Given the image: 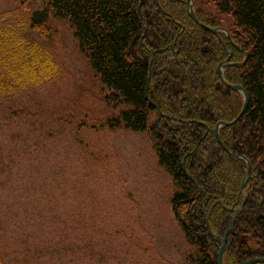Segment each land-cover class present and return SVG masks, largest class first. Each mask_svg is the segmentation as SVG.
Listing matches in <instances>:
<instances>
[{
  "label": "trees",
  "instance_id": "16d2710c",
  "mask_svg": "<svg viewBox=\"0 0 264 264\" xmlns=\"http://www.w3.org/2000/svg\"><path fill=\"white\" fill-rule=\"evenodd\" d=\"M32 1L39 8L28 14L29 6L21 2L20 11L28 17L24 35L34 33L37 41L48 43L50 23H65L96 78L106 111L96 129L106 124L111 132L149 138L155 165L168 182L164 205L182 240V264H217L219 246L206 221L222 238L244 194L246 203L237 216L224 264L264 258V0H193L199 24L189 17L183 0ZM228 17L230 40L248 58L241 67L224 69V78L242 86L249 103L236 124L220 129V138L227 150L250 163V178L242 193L247 166L222 150L215 128L237 118L243 96L222 84L216 69L229 52L231 63H241L245 56L226 34L215 35L204 28H223ZM2 41L12 48L6 91L16 82L22 90L41 87L54 76V64L43 47H25L24 37L12 32L0 35ZM32 106L28 101L18 102V109L16 103L7 108V123L12 129L14 123L19 126L18 134L11 132L9 154L18 151L32 156L38 167L42 147L48 145V151L65 141L66 152L75 158L74 196L57 205L48 197L51 188L41 189L26 197L19 206L22 211L3 221V191L9 188L0 185V228L5 224L4 232L0 231V264H54L53 257L62 251L67 259L60 264H104L105 258L112 257L114 218L110 212L90 210L85 201L87 193L90 205L101 206L91 202L89 195L97 190V170L96 164L85 168L81 149L85 143L80 141L85 118L80 128L72 129L70 115L42 119ZM62 125L67 131L55 136V129ZM24 127L27 131L22 132ZM45 203L63 207L64 212L33 214ZM121 228L129 239L138 236L128 222ZM142 255L151 254L143 250ZM146 257L137 263L145 264ZM149 264L156 263L149 260Z\"/></svg>",
  "mask_w": 264,
  "mask_h": 264
},
{
  "label": "rangeland",
  "instance_id": "374dc122",
  "mask_svg": "<svg viewBox=\"0 0 264 264\" xmlns=\"http://www.w3.org/2000/svg\"><path fill=\"white\" fill-rule=\"evenodd\" d=\"M21 2L25 0H0V35L16 33L19 37H24L25 47H43L45 56L50 57L54 64L55 73L41 87L22 90L16 82L6 91L5 87L10 80L8 68L11 67L12 48L6 47L10 43H0V185L9 188L8 191H3L2 200L6 204L2 209L3 221L9 220L8 215H13L16 210L22 211L19 206L26 197L40 193L41 189L50 187L52 194L48 197L55 199L57 205L74 196L72 182L75 176V158L70 152H66L65 141L48 151V145L42 147L38 158L42 164L38 167L32 156L18 151L9 154L11 132L18 134L19 126L14 123L12 129L7 123V108L16 103L18 109V102L24 105L29 101L33 105L30 109L35 108L42 119L51 117L50 119L58 120L61 116L70 115L73 120L72 129L74 126L80 128L78 125L85 118L86 125L80 139L85 143V147H81L85 151V168L96 164L97 170L94 176L97 190L91 191L89 195L91 202H98L101 206L90 205L87 193L85 201L90 210L110 212L114 218L110 225L115 233L110 239L114 242L112 257L105 258L104 264H138V258L146 257L142 255L143 250L150 252L151 255L146 258L156 264H182V240L167 216L168 209L164 205V187L168 182L155 165L149 138L147 135L130 134L122 130L111 132L105 128L106 124L102 125L104 128L96 129L97 122L106 114L105 101L101 98L102 103L99 98V88L95 87L97 80L79 53L72 31L65 23L53 20L49 26L48 43L37 41L34 33L24 35L23 30L28 21L26 14L37 10L39 6L32 0H27L25 3L29 6V11L24 14L20 11ZM230 24L231 19L228 17L222 24L223 29H228ZM25 131L27 127L22 129V132ZM65 131L67 130L62 125L55 129L54 134L56 136ZM40 198L45 197L42 194ZM246 198L247 195L244 194L240 208L238 207L241 211ZM238 208L234 210L235 213L230 218L231 225L229 223L230 227L226 229L227 231L232 227L228 234L230 240L234 237L232 232L239 216L236 212ZM50 212L57 215L64 210L63 207H53L47 203L33 210V214L48 215ZM126 222L135 228L138 233L136 238L126 237V232L121 228ZM1 225L0 231L4 232L5 224ZM228 244L227 238L224 255L228 252ZM218 246L220 248L219 244ZM65 259V251H62V255L53 257L54 264H60ZM148 259L144 260L145 264H149Z\"/></svg>",
  "mask_w": 264,
  "mask_h": 264
},
{
  "label": "water",
  "instance_id": "95a60500",
  "mask_svg": "<svg viewBox=\"0 0 264 264\" xmlns=\"http://www.w3.org/2000/svg\"><path fill=\"white\" fill-rule=\"evenodd\" d=\"M171 1H176V0H171ZM183 1L187 5V13H188L189 17L192 20H194V22L199 24L198 21H197V18L195 16V13H194L193 0H183ZM200 26L204 27L202 24H200ZM204 28L207 29L208 31L212 32L215 35H217L219 32H226L225 30H223L221 28H215V29H209V28H206V27H204ZM228 39L230 40L229 37H228ZM232 45L237 50L242 52L244 54L245 58H244L242 63H238V64H230L229 63V58H228L227 60H225L224 62H222V63H220L218 65V67H217V75H218L221 83L224 84L227 88L242 94V96H243V106H242V109H241V111H240V113H239V115L237 116L236 119H234L233 121L228 122V123L220 122V123H218L216 125L215 136H216V140H217L218 144L220 145V147L222 148V150L225 151L229 155V157L231 159L237 160L241 164L244 162L246 164V166H247L246 175H245V178L243 179L241 187H240V192L242 193L245 184L248 182V180L250 178V174H251L250 163L244 156L235 155V154L231 153L229 150H227L226 147L224 146L223 142L221 141V138H220V129L223 128V127H229V126H232V125L236 124L243 117V115L245 114V112L247 110V107H248V103H249V96H248V93L246 92V90L243 87L239 86V85H231V84H229L225 80L224 75H223V70L225 68H228L230 66L241 67V66H243L245 64V61L248 58V55L241 48L235 46L233 43H232ZM229 56H231V55L229 54ZM149 81H150V78H148V80H147L146 90H145L146 93L148 92ZM184 171L186 172L185 169H184ZM189 179L192 180L191 177H189ZM242 196H243V194H242ZM206 228L208 229V232H209L210 236L213 238V240H215L220 245L219 252L217 254V264H224V254L226 252V247H227V238H228L229 232L231 231V228L226 231V233L224 234L223 238H220L219 236H217L216 234H214L210 230L209 224H208L207 221H206ZM255 263H264V258L250 259V260L244 262L243 264H255Z\"/></svg>",
  "mask_w": 264,
  "mask_h": 264
},
{
  "label": "bare ground",
  "instance_id": "6f19581e",
  "mask_svg": "<svg viewBox=\"0 0 264 264\" xmlns=\"http://www.w3.org/2000/svg\"><path fill=\"white\" fill-rule=\"evenodd\" d=\"M194 13H195V12H194ZM218 28H221V27H218ZM214 29H215V28H214ZM221 29H223V28H221ZM223 30H225V29H223ZM225 31H226V32H219V33H224V34L227 35V37H229V35H228V33H227V30H225ZM229 38H230V37H229ZM230 42H231V40H230ZM231 43H232V42H231ZM233 44H234V43H233ZM239 48H240V47H239ZM229 54H230V52L228 53V57H227L225 60H227V59L229 58V63H230V64H238V63H231V62H230V60H231V56H229ZM230 55H231V54H230ZM225 60H224V61H225ZM224 61H223V62H224ZM242 62H243V61H242ZM242 62H241V63H242ZM221 63H222V62H221ZM217 67H218V66H217ZM225 69H226V68H225ZM216 71H217V69H216ZM223 71H224V70H223ZM223 75H224V72H223ZM239 86H240V85H239ZM241 87H242V86H241ZM240 94H241V93H240ZM241 95H242V94H241Z\"/></svg>",
  "mask_w": 264,
  "mask_h": 264
},
{
  "label": "flooded vegetation",
  "instance_id": "af4514ba",
  "mask_svg": "<svg viewBox=\"0 0 264 264\" xmlns=\"http://www.w3.org/2000/svg\"><path fill=\"white\" fill-rule=\"evenodd\" d=\"M240 208V207H239ZM239 208H238V210L236 211L238 214L237 215H241L242 214V212H243V210H244V206H243V209H242V211L241 210H239ZM233 213H235L234 211L233 212H231V214H233ZM229 228V227H228ZM228 241H229V237H228Z\"/></svg>",
  "mask_w": 264,
  "mask_h": 264
}]
</instances>
